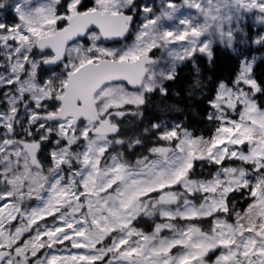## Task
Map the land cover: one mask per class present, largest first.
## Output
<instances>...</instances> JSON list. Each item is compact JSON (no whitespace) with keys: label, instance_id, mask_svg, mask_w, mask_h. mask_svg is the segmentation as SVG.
I'll list each match as a JSON object with an SVG mask.
<instances>
[{"label":"snow or ice","instance_id":"snow-or-ice-1","mask_svg":"<svg viewBox=\"0 0 264 264\" xmlns=\"http://www.w3.org/2000/svg\"><path fill=\"white\" fill-rule=\"evenodd\" d=\"M13 11L16 23L0 22V264H264L255 57L217 84L210 136L150 123L154 143L133 161L145 141L122 132L150 94L167 96L179 64L211 62L216 43L235 52L249 17L264 25V0H16ZM251 42L264 47V32Z\"/></svg>","mask_w":264,"mask_h":264},{"label":"trees","instance_id":"trees-1","mask_svg":"<svg viewBox=\"0 0 264 264\" xmlns=\"http://www.w3.org/2000/svg\"><path fill=\"white\" fill-rule=\"evenodd\" d=\"M211 64L212 67L207 69L208 72L202 73L204 74L203 79L204 77H208L209 81L215 82L217 80H224L231 77L235 71V68L236 70L238 69L239 61H235L230 54L219 53L217 52V49H215ZM254 71L255 73L259 72L258 78L261 77L264 84V59L260 60L256 64ZM190 82L191 75H189L188 72H179L173 81L166 83V88L168 89L166 99L178 103L181 107V110L173 115L172 118L185 124V127L189 129L194 134V136H208V134L211 135L213 127L206 118L209 106L205 102H203V100L198 99L199 96H197V94L187 91L186 87L190 84ZM172 91L174 92V95H171ZM155 115L156 114L147 113L144 119L143 116L142 119H138L136 123L139 126L140 123L146 125L148 124L149 127L150 123H152L154 120H158L157 118H159V116L155 118ZM184 115L187 117L186 119H184ZM132 134L134 136L140 135V131L138 130ZM226 163L228 162L226 161ZM233 164L235 165L237 163L233 162ZM215 169L216 166H205V168L203 169V174L207 176L210 173L214 172ZM200 171L201 169L199 167V164H197V172L199 173ZM236 197L238 207H246L247 201L241 200L239 194H236ZM201 223L202 225L205 223H209V220L202 221ZM152 224L153 221L151 219L144 218L139 222L138 227L142 228L145 231H149Z\"/></svg>","mask_w":264,"mask_h":264},{"label":"rangeland","instance_id":"rangeland-1","mask_svg":"<svg viewBox=\"0 0 264 264\" xmlns=\"http://www.w3.org/2000/svg\"><path fill=\"white\" fill-rule=\"evenodd\" d=\"M142 1H143V3L147 2V3H157V4L159 2V0H142ZM15 2H16V0H0V3L4 4V7L0 8V22H4L3 21L4 16L6 15L7 11H9V10H11V13L15 15V13L13 11V5L15 4ZM176 2L179 3L180 0H177ZM248 20H251V23L253 24V29H255V30L258 29V31L255 32L254 34H252V37H251V39H255V37L258 34L264 32V25L257 23L253 17H249ZM16 22L17 21L15 19L13 21V24ZM238 34H239L240 40L243 39V40H241L242 42H244V43L249 42L247 40H244V38H245L244 34H241V33H238ZM216 44H219V43H216ZM263 50L264 49H262L260 51V53H258V54L252 55L251 59L253 57H255L256 58L255 61H256L260 57H264V51ZM183 63H181L177 66L176 75L178 74V67L180 65H182ZM191 74H192V78H191L190 84L186 87L187 91L190 93L197 94V96H199L198 99H203L205 102H208L215 95L217 84L214 85V92L212 94V97H210L209 92L211 91V88H209V86H210L211 82L208 80V77H204V79H203L202 74L200 72L197 73V71L191 72ZM197 80L200 81V86H196ZM164 83H165V81H164ZM171 95H174L173 91H172ZM207 99H209V100H207ZM166 105H168V106L174 105L175 107L174 108L165 107ZM180 110H181V107L178 103L167 100L166 96L162 97L160 95V93L157 91V92L150 94V99H149L148 103L144 106V110H143L144 111V114H143L144 117H143V119L146 117L147 113H149V114L152 113V114H156L155 118H157L159 116V118H157L158 120H154L152 123H154V122H167L170 120V122L173 124L176 122L174 121V119H172V115L177 113ZM186 118L187 117L184 115V119H186ZM138 119H140V117H134V116L125 117L124 121L122 122V125H123L122 126V132L126 136H134L132 134L133 128L135 127L136 129H140V135L139 136H142L146 139V141L148 143L147 146L149 147L154 143V141L150 138L151 134H149L148 136H145L143 134V129L148 127V124L146 125V124L140 123V126H139L136 123V121ZM140 122H142V121H140ZM178 124H180V123H178ZM182 126L185 127V125H182ZM21 136H23V133L21 134ZM208 136H210V135L208 134ZM205 137H207V136H205ZM50 147H52V145H50V144L48 146H45L44 155H46V153ZM140 153H142V152L138 148L134 152H132V158H134L133 160H135L136 156L139 155ZM144 154H147V153H144ZM127 155H129V153ZM29 203H31L32 205H35L36 202L30 201ZM158 220H159V218H157V222H158ZM153 226L154 225L152 224L149 231L152 230ZM208 226H209V224H205L204 228H207ZM213 259H214V257H213Z\"/></svg>","mask_w":264,"mask_h":264},{"label":"bare ground","instance_id":"bare-ground-1","mask_svg":"<svg viewBox=\"0 0 264 264\" xmlns=\"http://www.w3.org/2000/svg\"><path fill=\"white\" fill-rule=\"evenodd\" d=\"M124 130V129H123Z\"/></svg>","mask_w":264,"mask_h":264}]
</instances>
